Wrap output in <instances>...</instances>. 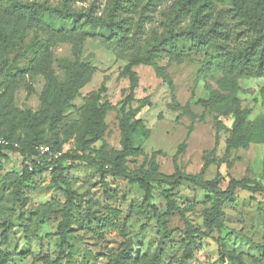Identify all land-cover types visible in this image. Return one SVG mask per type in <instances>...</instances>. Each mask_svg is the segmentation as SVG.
<instances>
[{
  "label": "rangeland",
  "instance_id": "obj_1",
  "mask_svg": "<svg viewBox=\"0 0 264 264\" xmlns=\"http://www.w3.org/2000/svg\"><path fill=\"white\" fill-rule=\"evenodd\" d=\"M14 1L44 3L52 12L46 15L43 23H27L16 16L10 0H0V30L16 36L0 54V136L6 135L10 119L16 112L33 114L40 110L41 94L49 80L64 83L65 73L58 63L74 62L78 58L79 63L91 67L93 73L72 103L69 116L62 125L79 119L84 99L104 88L101 96L109 106L104 120L107 130L102 141L91 146V155L94 151H103L111 156L119 149L121 109H135L145 99L149 106L140 111L137 119L150 134L148 139L135 134L132 144L148 156L157 151L163 153L157 158L161 175L171 176L174 164H177L185 174L202 173L204 181H217L221 189L227 187L230 179L244 178L264 186V145H251L225 157V141L231 121L224 119L223 125L217 128L214 114L205 112L197 104V101L207 99L210 90L217 89L221 77L210 53H192L188 43L179 42L175 47L185 59L177 64L169 62V48L161 49L156 63L166 68L175 88V101L154 70L142 66L133 69L136 89L131 101L128 99L130 81L123 73L129 56L117 54L105 44L100 37L102 30L83 27L81 32H73L71 23L61 20L53 11L63 0ZM104 6L105 0H76L71 8L83 12L92 9L101 15ZM164 8H159L150 23L145 25L147 33L162 32ZM38 43L53 46L47 53L38 54L37 47L32 48ZM263 91L264 80H248L240 81L238 91L233 94L242 110H250L249 121L264 115L261 107ZM191 124L194 129L185 151L177 155V148ZM216 139L218 146L212 153ZM75 149V142L71 139L62 145L61 152ZM5 155L7 159H0V245L2 233L8 230L7 243L2 248L10 258L9 264H33V256L45 254L54 258L60 243L57 226L61 218L47 214L46 206L63 204L65 198L53 185L50 174L34 170L31 181L22 186L21 199L14 200L12 182L22 174L24 165L17 155ZM204 160L210 162L206 169H203ZM36 161L39 162L40 158ZM142 164V158L130 160L128 168L133 170ZM63 176L75 204V221L67 237L75 248L73 264H111L128 239L132 242L129 251L132 257L149 258L160 248L163 264H178L182 259L189 244L184 235V222L178 215L171 218L168 228L173 231L172 237L160 244L156 221L143 207V194L135 185L123 179L103 180L94 169L83 165L67 166ZM59 188L63 190L65 187ZM152 197L151 205L165 211L161 188L157 185H153ZM176 200L178 206L186 210L185 220L200 230L193 239V259L185 264H229L218 256V238L223 240L226 250L239 255L244 264H264L262 196L238 191L234 201L224 208L225 230L220 234L209 233L202 227V212L209 207V202L201 190L182 183ZM145 225L146 229L141 231Z\"/></svg>",
  "mask_w": 264,
  "mask_h": 264
},
{
  "label": "trees",
  "instance_id": "obj_2",
  "mask_svg": "<svg viewBox=\"0 0 264 264\" xmlns=\"http://www.w3.org/2000/svg\"><path fill=\"white\" fill-rule=\"evenodd\" d=\"M16 16L27 23H43L52 9L44 3H22L10 0ZM76 0H63L59 8L53 11L61 20H68L72 31L81 32L83 27L97 28L101 31V39L117 54L128 55L129 60L123 73L130 81L129 100H133L136 89L135 74L137 67L152 68L156 77L162 81L174 100V85L165 67H159L157 60L160 50L169 48L170 63L180 64L184 61L183 54H178L175 45L179 42L188 43L189 50L195 54H211L221 74L217 81V89L210 90L207 99L197 101L205 112L213 113L215 127H221L224 119L231 121L228 137L225 141L224 155L228 157L233 151L247 149L251 145H264V115L249 121V109H241L239 100L233 95L239 89L240 81L264 80V0H105L101 15L92 9L86 12L71 8ZM162 11V32L145 31L154 13ZM16 36L5 34L0 30V54L11 45ZM53 45L39 43L32 48L36 52L47 53ZM59 68L65 73V81L58 84L49 80L41 94V108L37 113L16 112L10 119L6 135L0 136L7 145L0 146V159H7L5 154H15L22 159L23 172L12 182V195L19 201L22 197L23 184L31 181L34 170L41 174H50L53 185L62 192L63 204L46 206L47 214L59 215L61 221L57 226L60 243L58 254L33 256V264H73L75 248L67 241L71 232L74 217V199L68 189V182L63 174L66 167L87 166L94 169L103 180L123 179L135 185L143 194V207L151 212L156 221L160 244L170 240L169 221L178 215L184 222V235L189 239L188 248L178 264H185L193 259L195 245L193 239L200 234L184 218L185 209L178 206L176 197L182 183L201 190L206 196L209 207L202 212V227L209 233H222L225 230L226 205L231 204L238 191L251 196L259 195L264 199V186L244 178L230 179L227 187L221 189L217 181H204L202 173L185 174L174 164V173L163 176L159 173L157 158L163 156L160 151L146 155L139 147H134L132 138L141 134L149 137V130L137 119L140 111L149 106L147 100H141L135 109H121L119 123V149L111 156L103 151L90 154L91 146L102 141L107 126L104 122L109 106L101 96L104 88L84 99L79 119L70 121L63 126L69 116L72 103L78 97L83 85L92 75L93 69L79 63L60 61ZM174 103V102H173ZM178 106V104H176ZM261 107L264 109V91L261 96ZM203 116L200 117V121ZM194 129L191 124L183 142L177 148V155L185 151L186 143ZM73 139L76 149L62 153L58 158L40 155V147H47L52 153H60L62 145ZM218 139L211 151L215 153ZM40 158L37 162L36 159ZM143 159V164L133 170L128 168L130 160ZM175 160V158H174ZM28 162L31 170L25 165ZM210 162L204 160L203 169ZM2 164H0V172ZM153 185L161 188L165 202V211L151 205ZM65 187L61 190L59 187ZM165 188V189H162ZM264 228V202H263ZM150 216L146 219L148 220ZM2 229V228H0ZM146 229L142 226L141 231ZM8 230L1 235L0 264H9L10 258L2 246L7 243ZM217 253L223 262L244 264L239 255L228 252L221 238L216 240ZM132 247L127 240L124 248L114 256L111 264H163L162 252L158 248L149 258H137L129 255Z\"/></svg>",
  "mask_w": 264,
  "mask_h": 264
},
{
  "label": "built area",
  "instance_id": "obj_3",
  "mask_svg": "<svg viewBox=\"0 0 264 264\" xmlns=\"http://www.w3.org/2000/svg\"><path fill=\"white\" fill-rule=\"evenodd\" d=\"M1 145H7V143L4 140L0 139V146ZM38 152H39L40 155H46L47 154V156L49 158H54V159L55 158H58L63 153V152L56 153V154L55 153H52L49 150V148H47V147H40L39 150H38ZM25 165L28 166V169L29 170H31V167H30V165H29L28 162H25Z\"/></svg>",
  "mask_w": 264,
  "mask_h": 264
}]
</instances>
